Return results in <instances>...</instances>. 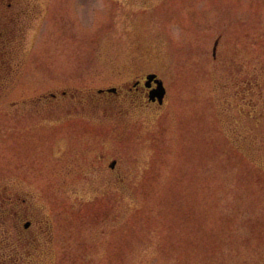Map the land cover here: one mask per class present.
<instances>
[{"label":"rangeland","instance_id":"rangeland-1","mask_svg":"<svg viewBox=\"0 0 264 264\" xmlns=\"http://www.w3.org/2000/svg\"><path fill=\"white\" fill-rule=\"evenodd\" d=\"M59 1L14 43L22 112L0 173L34 205L35 240L3 224L0 263L261 259L264 0ZM151 73L162 106L128 92Z\"/></svg>","mask_w":264,"mask_h":264},{"label":"flooded vegetation","instance_id":"flooded-vegetation-1","mask_svg":"<svg viewBox=\"0 0 264 264\" xmlns=\"http://www.w3.org/2000/svg\"><path fill=\"white\" fill-rule=\"evenodd\" d=\"M66 5L67 3H62L59 0H0V133L2 135L19 130L17 112H22L17 108L19 104L18 77H16L18 72L16 64L13 63L15 40L18 36H26L27 32L34 31V24L38 18L41 19L44 14H47L49 20ZM43 21L46 20L43 19ZM38 26L43 28L44 25L37 24ZM136 82L139 83L136 86H130L128 92L136 93L138 91L143 96H148L150 91L156 87L155 83L146 87L145 80ZM58 96L57 93L54 97L51 95L52 98H58ZM10 98L13 100L7 104V109H2L1 105ZM147 102L149 105H158V102H149L148 99ZM23 112L30 111L25 109ZM9 121L11 123L7 124ZM3 180V174L0 173V227L3 224L7 225V240L10 239L12 244L17 239L32 243L35 240V235H29V232L32 231L35 224V220L32 219L35 207L29 203L27 198L21 197L17 178L6 186L2 183ZM22 236L24 239H21ZM13 260L12 256V262L7 263L6 260L0 264H14Z\"/></svg>","mask_w":264,"mask_h":264},{"label":"trees","instance_id":"trees-1","mask_svg":"<svg viewBox=\"0 0 264 264\" xmlns=\"http://www.w3.org/2000/svg\"><path fill=\"white\" fill-rule=\"evenodd\" d=\"M110 96L114 97L115 95H112V94H109ZM245 118H252V115H251V112H247L245 115H243ZM256 127H259L258 125ZM253 140H254V144H255V141L258 140L259 138V135L256 134L255 132L253 133V136H252ZM264 141V138L262 139V142ZM264 143V142H263ZM236 146V148L239 149L240 145H238L237 143L234 144ZM253 150L255 148H252ZM243 152L251 159L252 162H256L253 157H252V153L253 152H247L245 149H242ZM251 150V151H253ZM263 150V149H262ZM251 244H253V242H251ZM251 244H247V247L248 248H252L253 251H255L253 248V246ZM222 251V256H226V258H222V259H214L213 256H209V260L207 261V263L209 264H264V255L261 257V259H258L257 257H247L246 259L242 260V258H239V259H234V258H230L226 253V249H223L221 250ZM226 254V255H225ZM235 260V261H233ZM262 262V263H260Z\"/></svg>","mask_w":264,"mask_h":264},{"label":"water","instance_id":"water-1","mask_svg":"<svg viewBox=\"0 0 264 264\" xmlns=\"http://www.w3.org/2000/svg\"><path fill=\"white\" fill-rule=\"evenodd\" d=\"M218 45V42H216V45H215V51H216V47ZM146 86L147 87H150L152 85V83L154 82L157 87L155 89H153L152 91H150V94H149V100L150 101H156L158 100L159 104H163L164 103V99H165V96H166V88L164 86V83L163 81L158 78V76L156 74H148L146 76ZM117 93V88H109V89H106V90H99L98 93L102 94V93ZM115 164L116 162H113L111 167L114 168L115 167Z\"/></svg>","mask_w":264,"mask_h":264}]
</instances>
